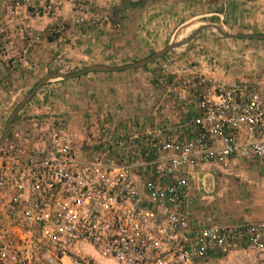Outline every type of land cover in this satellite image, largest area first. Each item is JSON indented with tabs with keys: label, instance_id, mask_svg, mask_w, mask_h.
Masks as SVG:
<instances>
[{
	"label": "built area",
	"instance_id": "built-area-1",
	"mask_svg": "<svg viewBox=\"0 0 264 264\" xmlns=\"http://www.w3.org/2000/svg\"><path fill=\"white\" fill-rule=\"evenodd\" d=\"M184 73L167 91L183 124L132 123L114 140L96 125L85 159L69 132L39 122L21 137L11 122L0 144V264H264V221L209 226L187 209L195 170L264 159V92Z\"/></svg>",
	"mask_w": 264,
	"mask_h": 264
},
{
	"label": "crops",
	"instance_id": "crops-1",
	"mask_svg": "<svg viewBox=\"0 0 264 264\" xmlns=\"http://www.w3.org/2000/svg\"><path fill=\"white\" fill-rule=\"evenodd\" d=\"M230 1L219 17L209 0H0V124L45 75H71L92 66L106 70L43 84L11 126L45 114L74 136L76 154L85 159L82 140L96 125L105 126L114 140L132 123L183 124L167 91L173 78L190 68L223 83H256L264 92V40L225 38L208 27L229 36L264 35V0L231 6ZM47 7L54 10L46 12ZM91 16L97 19L94 26L85 21ZM186 25L188 34L181 39L177 33ZM257 40L261 46H255ZM179 42L143 66L130 67ZM164 64L169 65L165 83ZM36 95L41 101H34ZM27 129L19 131L21 137ZM200 178L205 192L198 188ZM188 182L193 220L209 226L264 221V159L232 160L225 169L202 167Z\"/></svg>",
	"mask_w": 264,
	"mask_h": 264
},
{
	"label": "water",
	"instance_id": "water-1",
	"mask_svg": "<svg viewBox=\"0 0 264 264\" xmlns=\"http://www.w3.org/2000/svg\"><path fill=\"white\" fill-rule=\"evenodd\" d=\"M210 28H213L214 30H216L221 36L225 37V38H236V37H242V38H255V39H262L264 40V35H234V36H229V35H225L223 32H221L216 26H208ZM202 29V28H201ZM199 31L196 30L190 37H188L185 41L190 40L191 38H193L196 33ZM183 42H179V43H175L172 44L170 46H167L164 50L159 51L157 53H154L153 55H151L150 57L137 62L135 64H133L130 67H141L144 64H146L148 61H150L153 58L159 57L161 55H163L166 51L177 47L179 44H182ZM96 70H106V68H102V67H97V66H92L89 68H86L80 72H77L75 74H71V75H64V74H58V73H51V74H47L44 77H42L33 87L32 89L26 94V96L17 104V106L14 108V110L8 115L6 121H5V125H4V129H3V133L2 136L0 138V144L3 143L7 138H8V134H9V130H10V124L13 121V119L15 118L16 114L22 109V107L31 99V97L35 94V92L45 83L51 81V80H65V79H69L72 78L74 76L80 75L82 73L85 72H89V71H96Z\"/></svg>",
	"mask_w": 264,
	"mask_h": 264
},
{
	"label": "rangeland",
	"instance_id": "rangeland-1",
	"mask_svg": "<svg viewBox=\"0 0 264 264\" xmlns=\"http://www.w3.org/2000/svg\"><path fill=\"white\" fill-rule=\"evenodd\" d=\"M237 0H232V1H230V6L231 5H235ZM210 3H213V5H212V9H211V12H213V13H217L218 14V16L220 17V15L222 16L223 14H226V6H227V0H224V5H222V0H209V4ZM212 18H215V19H217V17H212ZM222 23V22H221ZM191 24V23H190ZM189 25V24H188ZM188 25H186V27H184L185 28V31H181V32H178L177 33V35H178V37H180L181 39H183L185 36H186V34H188V31H189V28H188ZM183 28V29H184ZM212 33L213 34H217V32L215 31V30H213L212 31ZM258 34H262V33H258ZM180 39V40H181ZM197 39H200V38H197ZM177 40H179V38H177ZM195 41V40H194ZM193 41V42H194ZM174 42V41H173ZM262 42H264V41H262ZM254 44H255V46H261L262 45V43H259V40H257V41H255L254 42ZM264 51V50H263ZM20 102V100L17 102V103H19ZM9 112H10V110H9ZM8 112V114H7V117H8V115L12 112H10L9 113ZM7 119V118H6ZM28 120H27V122H25V120L24 119H21V123L18 125V127L15 125V126H11V128L12 129H14V130H17L18 129V131H22V129H27V128H30V127H32V125H34V124H37V123H43V124H47L49 127H51V126H55L54 125V123H53V121H52V118H50V117H48L47 115H45V114H41V113H37V114H35V115H33V116H31V117H28L27 118ZM36 120V121H35ZM24 123V124H23ZM75 134V133H74ZM77 135V134H76ZM253 181V180H252Z\"/></svg>",
	"mask_w": 264,
	"mask_h": 264
}]
</instances>
